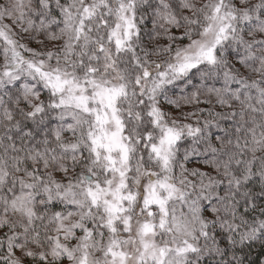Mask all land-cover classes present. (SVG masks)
I'll return each mask as SVG.
<instances>
[{
	"label": "snow or ice",
	"instance_id": "6c2138e0",
	"mask_svg": "<svg viewBox=\"0 0 264 264\" xmlns=\"http://www.w3.org/2000/svg\"><path fill=\"white\" fill-rule=\"evenodd\" d=\"M0 264H264V0H0Z\"/></svg>",
	"mask_w": 264,
	"mask_h": 264
}]
</instances>
